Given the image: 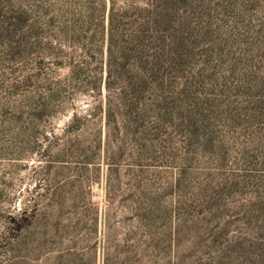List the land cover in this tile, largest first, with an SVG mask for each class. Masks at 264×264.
I'll use <instances>...</instances> for the list:
<instances>
[{
    "label": "rangeland",
    "instance_id": "obj_1",
    "mask_svg": "<svg viewBox=\"0 0 264 264\" xmlns=\"http://www.w3.org/2000/svg\"><path fill=\"white\" fill-rule=\"evenodd\" d=\"M180 2L168 121L145 156L124 141L108 207L110 167L99 176L72 156L66 116L30 133L15 121L23 100L68 73L55 62L70 47L53 21L59 0H0V264H52L75 241L134 231L156 264H264V0ZM34 203L61 215L57 241L22 231ZM92 206L111 214L96 235Z\"/></svg>",
    "mask_w": 264,
    "mask_h": 264
},
{
    "label": "trees",
    "instance_id": "obj_2",
    "mask_svg": "<svg viewBox=\"0 0 264 264\" xmlns=\"http://www.w3.org/2000/svg\"><path fill=\"white\" fill-rule=\"evenodd\" d=\"M180 1L59 0L58 18L53 21L70 47L60 51L55 62L68 73L48 92L28 96L19 107L15 121L26 124L24 132L38 130L47 119L66 116L63 130L72 156H83L85 163L97 167L99 176L108 163V207L115 200L109 182L124 153V141L138 143L140 156H145L157 130L168 121L164 72L172 74ZM77 199L73 196L70 201ZM37 205L24 206L22 231L36 229L40 243L57 241L63 230L61 215L51 208L39 212ZM91 209L96 235L101 218L108 226L111 214L106 211L101 217L96 206ZM133 234L124 243L98 237L85 246L75 241L52 264H156L149 242Z\"/></svg>",
    "mask_w": 264,
    "mask_h": 264
}]
</instances>
